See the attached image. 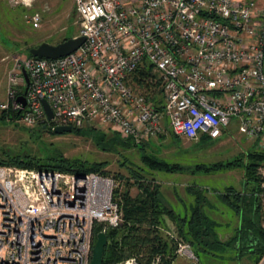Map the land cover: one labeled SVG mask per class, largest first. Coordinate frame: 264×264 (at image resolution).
I'll return each mask as SVG.
<instances>
[{
  "label": "built area",
  "instance_id": "obj_1",
  "mask_svg": "<svg viewBox=\"0 0 264 264\" xmlns=\"http://www.w3.org/2000/svg\"><path fill=\"white\" fill-rule=\"evenodd\" d=\"M74 10L75 52L25 57L8 73L1 110L18 111L21 125L107 128L138 145L166 131L214 140L233 124L264 151V0H74ZM118 187L97 173L0 165V264H90L94 228L123 222ZM176 254L195 258L183 243Z\"/></svg>",
  "mask_w": 264,
  "mask_h": 264
},
{
  "label": "rangeland",
  "instance_id": "obj_2",
  "mask_svg": "<svg viewBox=\"0 0 264 264\" xmlns=\"http://www.w3.org/2000/svg\"><path fill=\"white\" fill-rule=\"evenodd\" d=\"M37 13L39 26L32 27L27 23L28 17ZM27 17V18H26ZM79 32L78 19L74 10V0H34L29 8L14 6L8 1L0 0V112L6 103L5 85L7 88L8 73L14 69L16 61L24 59L26 50L46 42L58 44L64 38L76 37ZM10 64L7 75L5 66ZM99 129V128H97ZM107 132V128H100ZM147 140L146 150L155 154L169 164H177L183 168L178 173H163L147 169L140 161L138 151L124 148L119 152L107 153L98 150L89 139L74 135L41 133L38 128H28L17 121L0 119V159L6 157H37L59 153L69 160H82L90 163H105L108 176L119 184L118 190H125L124 181L117 177H129V171L141 170L140 173L159 186L166 205L178 214L187 212L193 197L187 188L204 189L207 205L203 211L217 222L219 239L228 240L239 226L235 213L218 198L226 188L242 190L243 171L240 169L217 172L213 174L192 173L196 165L211 166L225 163L235 156L250 149L256 150V141L248 140L236 125H230L225 133L214 140H200L198 143L184 138H171L166 131L162 135ZM5 157V158H6ZM125 161V162H124ZM126 163V165H123ZM133 181L132 179H130ZM130 196L138 193L136 187L129 188ZM264 224V198L261 201ZM164 227L160 230L163 236L174 237L173 223L164 219ZM235 251H226L224 261L202 258L177 259L173 264H255L248 257L241 261L233 259ZM188 259V260H187ZM258 264H264V257Z\"/></svg>",
  "mask_w": 264,
  "mask_h": 264
},
{
  "label": "trees",
  "instance_id": "obj_3",
  "mask_svg": "<svg viewBox=\"0 0 264 264\" xmlns=\"http://www.w3.org/2000/svg\"><path fill=\"white\" fill-rule=\"evenodd\" d=\"M68 39L71 38H64L61 42ZM29 49L26 50V56L32 57L28 53ZM17 117L18 111L1 110L0 112L2 120L16 121ZM43 127L44 125H40L36 128L41 133L54 134L50 128L44 129ZM71 133L89 139L102 152L114 153L124 148H134L138 151L141 163L151 171L178 173L183 170L181 166L169 164L155 154L147 152L148 139L137 145L115 131L108 129L105 132L92 126L74 129ZM162 135L160 137H163ZM170 135L171 138H178L172 133ZM205 139L211 140L208 137L200 138V140ZM5 157L0 159V165L58 171L77 176L89 173L108 176L105 163L69 160L59 153L46 154L42 158ZM261 167H264V151L250 149L225 163H216L211 166L196 165L192 168V173L203 174L235 169L243 171L241 191L228 187L218 195L219 200L231 209L240 221L234 235L226 241L219 239L218 223L203 211L206 197L201 189L192 186L187 188L188 194L193 197V203L187 212L178 214L165 204L155 181L146 179L140 173L141 170L131 169L127 178L117 177L119 181L125 183L124 191L115 192L120 198L119 205L123 213V222L119 227L106 231L107 245L104 248L102 264H117L132 257L136 258L140 264H149L155 256L161 258L160 264H172L177 257L178 243L189 245L198 261L206 256L225 259L223 254L228 249H242V253L251 250L255 256L254 263L258 264L264 257V229L261 225L263 219L261 195L264 189L261 186L263 179L258 173ZM131 187H136L138 190L135 197L130 196L129 188ZM165 218L174 225V237L161 234L160 230L165 226ZM100 230V227L96 226L94 236Z\"/></svg>",
  "mask_w": 264,
  "mask_h": 264
},
{
  "label": "water",
  "instance_id": "obj_4",
  "mask_svg": "<svg viewBox=\"0 0 264 264\" xmlns=\"http://www.w3.org/2000/svg\"><path fill=\"white\" fill-rule=\"evenodd\" d=\"M84 42V38L81 36L74 37L58 44L52 45L46 42L40 43L38 46L30 48L28 53L34 58H41L46 60H55L61 57H65L73 52H75ZM25 83L28 84V77L25 71H22ZM25 91L23 95L18 98V102L25 106ZM43 108L45 110L47 119L52 118L51 110L45 100L42 101ZM46 128L45 126L43 127ZM52 133L59 135L65 133H71L73 129L71 127H55L52 130ZM79 132V130H77ZM107 245V236L103 232H99L95 236V242L92 249V257L90 264H102V256L104 248Z\"/></svg>",
  "mask_w": 264,
  "mask_h": 264
},
{
  "label": "crops",
  "instance_id": "obj_5",
  "mask_svg": "<svg viewBox=\"0 0 264 264\" xmlns=\"http://www.w3.org/2000/svg\"><path fill=\"white\" fill-rule=\"evenodd\" d=\"M5 71H6V74L5 75H7V72H8V70H10V64H7L6 66H5ZM5 94H6V85H5ZM202 190V189H201ZM204 190V189H203ZM202 190V191H203ZM205 193V192H204ZM205 195V194H204ZM191 204H192V202H191ZM205 205H207V203L205 204ZM185 213V212H184ZM239 219V218H238ZM239 227V226H238ZM221 240V239H220ZM242 250V249H241ZM241 250H239V249H228L227 251H235V253L233 254L234 255V257H233V259L235 260V261H241L242 259H244V258H246V257H248V259H253L254 260V258H255V256L251 253V250H248L247 252H243L242 253V251ZM183 259L184 257H180V256H177L176 258H175V260L172 262V264L175 262V261H177V259ZM206 258L207 259H218V260H221V261H224V259H220V258H218V257H210V256H206ZM184 259H186V258H184ZM188 260V259H187ZM201 260V259H200Z\"/></svg>",
  "mask_w": 264,
  "mask_h": 264
}]
</instances>
